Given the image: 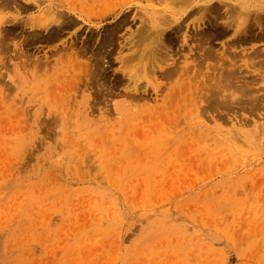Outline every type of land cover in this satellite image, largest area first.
Instances as JSON below:
<instances>
[{
	"label": "rangeland",
	"instance_id": "obj_1",
	"mask_svg": "<svg viewBox=\"0 0 264 264\" xmlns=\"http://www.w3.org/2000/svg\"><path fill=\"white\" fill-rule=\"evenodd\" d=\"M58 1L52 0L56 5ZM72 1L76 6L82 2ZM115 1L88 0L87 10L84 5L81 8L91 18L77 19L72 14L77 23L62 41H45V36L36 41L28 29L22 39L21 35L3 38L11 49L5 50L7 56L4 49L0 52V264H264V109L252 115L238 109L237 116L224 114V120L210 111L198 115L194 108L202 105L197 107V102L201 104L217 83L213 79L218 71L213 72V67L218 62L206 60L200 65V60L191 58L195 54L189 55L191 46H196L193 42L189 48L180 47L178 40L170 45L180 72L185 64L189 71L191 63V81L181 79L180 74L176 81L164 79L158 71L155 79L150 77L152 82L145 75L147 82L139 78L131 83L127 74L134 72L135 63L121 66L130 54L128 36L140 24L137 16L151 2ZM189 1L186 6L195 11L219 3ZM223 8L221 5L219 12L213 13L217 21L212 13L205 18L225 21L220 15ZM106 11L109 14L99 17ZM37 12L17 14L15 9L2 8L0 18H4L2 23L9 18L8 28L17 18H29ZM193 13L187 20L192 30L201 12ZM261 26L255 31L264 29L263 20ZM1 33L0 39L5 34ZM233 33L212 43L218 57L240 54L239 65H243L241 60L258 50L264 59V39L231 47ZM105 35L110 37L104 39V45ZM61 45L68 49L65 58L70 57V61L63 59L66 67H56L55 53ZM3 46L0 50L6 48ZM75 48L84 49L79 52ZM15 49L27 51L33 60L51 61L55 79L40 82L35 88L28 83L32 86L23 88L17 78L23 59H13ZM102 49H107V55ZM33 60L29 61L32 65ZM224 65L217 66L218 70L228 67ZM193 83L198 86L194 88ZM136 84L143 88L137 89ZM199 86L208 88H203L206 93L201 89L205 93L202 97L198 96L202 92ZM101 87V91L96 90ZM160 87L167 88L162 92ZM256 88L264 90V81ZM138 95L144 99H130ZM193 97L197 100L190 101ZM166 106L170 111H165Z\"/></svg>",
	"mask_w": 264,
	"mask_h": 264
},
{
	"label": "bare ground",
	"instance_id": "obj_2",
	"mask_svg": "<svg viewBox=\"0 0 264 264\" xmlns=\"http://www.w3.org/2000/svg\"><path fill=\"white\" fill-rule=\"evenodd\" d=\"M25 3L22 4L20 1L17 2V0H0V9L2 8H10V9H15V11L17 12V14L19 13H23V12H29L31 10H35V11H38L37 15H33L29 18H17L18 20H15V21H12L11 23V26L8 27V28H5V24L7 23H10L9 21V18L7 20V18H5V22L2 23V20L4 18H0V33L3 32L5 33L4 36L1 37L0 39V47L2 45H4L3 47H6V44L3 41V38H5V40L9 39L10 37L14 36V35H21V39H22V36L24 33L28 32V30H30V33L29 35H31V37L33 39H35L36 41L38 39H41V36H45V37H42L43 40L47 41V40H61L65 37V34L68 33L67 31L72 28V25L76 24L77 23V20H75L74 18L77 17V19L79 17H84V18H87V16L89 18H91V14H85V12L82 10L83 8H81L83 5L85 6H88V4L85 5V3L88 1V0H81L82 2H80L77 6L76 4H74V1L70 0V1H58L57 2V5H56V2H52V0H24ZM45 1H48V3L46 4ZM103 1V0H102ZM106 1V0H104ZM115 1V0H114ZM119 1V0H118ZM126 1V0H125ZM124 1V2H125ZM148 1V0H147ZM189 0H150V5L148 6L147 10H143L142 9V12L141 13V16H137L139 17V21H140V24L138 26L137 24V29L133 32H129L130 33V36H128V38L130 39V44L129 45V49L127 51H130L129 55H127L124 59L123 56L122 59L124 60V63L125 62H128V64H123L121 65L122 67L123 66H126V65H129L130 64H134V66L136 67L134 69V72L130 73V74H127V76L129 77V81L131 80V83L132 81H134V83H137L139 82V78H145V81L147 79L146 76H149L148 79L150 80V77L154 78L155 79V76L159 75L162 76V78L164 79H169V80H172L174 79L175 77H177L179 74L180 78L181 79H184L187 78V80L191 81V77H189V74L188 72L190 71V69L192 68L191 67V63L189 65L190 69L189 71L185 69L186 66L188 65H184V67L182 68V71L180 72V68H179V64L177 65L174 61V56H173V50H172V47H170V45L174 42H176L177 40L180 41L179 43L180 44V47H184V46H187L189 45V43L192 42L195 43V48H192V46L194 47V44L191 46L190 48V53L189 51H187V53H189V55L193 52H195V54L193 55H190L191 58H194L195 59H198L200 60L198 63H203V61H206L208 62V60H212L213 62H210L209 63H213L214 64V60L216 62H218V64H215L214 67H213V72L214 71H218V75L214 76V79L213 80H216V85L213 84V86L209 89V91L207 92V90L205 91V89L203 88H207V87H201L200 86L198 87L199 90L203 89L202 92H200L201 94L198 96L202 97L204 94L205 96L204 97V101H202V103L206 106V107H203L204 105L200 102H197V103H194L195 105L197 104V107L202 105V107H198V108H194V110H196V113L198 115H200L202 112L206 114V112H213V113H216L218 114L219 116V120L222 119H226L227 117H223L225 115H235V114H238V109H241L243 111H248V113H251L254 114L255 112L259 111V110H263L264 109V94H261L260 92L264 91H260L258 88H256L257 84L259 83V81H264V59H263V53H260L257 51H254V52H251V53H248L247 58L246 56H242V57H245L246 60H241V62H243V65H239V55H237L236 53H233L234 55H237L236 56H233L232 58H229V57H222V56H219V57H222L221 61H223V63L221 62V65H219V57H218V54H217V51L215 52V48L212 43L218 38V37H227V33L231 32L233 30V39L231 40V43L233 44H230L231 47H234V46H239V45H243L244 43L246 44V42L248 41H260L261 39H264V29H261L259 32H256L255 29H260V28H263L261 26V23H262V20L264 21V0H217L219 3L218 4H212L210 6H206V7H202L200 9H197L196 8L194 9L192 6L188 7L186 6L187 2ZM206 2L208 0H205ZM211 1V0H210ZM210 1H208L210 3ZM215 1V0H212V2ZM51 2V3H49ZM116 2V1H115ZM190 2V1H189ZM188 2V4H189ZM63 3H67L66 6L65 4ZM87 3H90V2H87ZM93 3V2H92ZM106 3V2H105ZM104 3V4H105ZM108 3V2H107ZM197 3V2H196ZM199 3V2H198ZM197 3V4H198ZM208 3V4H209ZM217 3V2H216ZM60 4H63L64 6L61 7L59 6ZM91 4V3H90ZM101 4V3H99ZM136 4H138V2H136ZM196 4V5H197ZM102 5V4H101ZM106 5V4H105ZM104 5V6H105ZM113 5V4H111ZM142 5V4H141ZM204 5V3L202 4ZM207 5V4H206ZM221 5L222 7H224L223 9H225L223 11V13L220 12V15L223 14V16L226 18H224L225 21H222V22H215L217 21V17H215L216 15V12H219V9H221ZM83 6V7H84ZM94 6H95V3H94ZM100 6V5H99ZM144 6V5H143ZM198 6V5H197ZM201 6V5H200ZM80 7V8H79ZM101 7V6H100ZM103 7V6H102ZM109 7V6H108ZM111 7V6H110ZM109 7V9H110ZM106 8V7H105ZM198 8V7H197ZM90 9V8H89ZM88 9V10H89ZM102 9V8H101ZM108 9V11H109ZM84 10H87L84 9ZM92 10V9H91ZM78 11V12H77ZM103 11V9L101 10ZM111 11V10H110ZM139 11V10H138ZM88 12V11H87ZM90 12V11H89ZM114 10H113V15H114ZM122 12V11H121ZM193 12H201L200 13V16L198 15L197 17L193 16L196 19V22H193V24H196L197 26H195L192 30V28H190V24L189 22H187V20L189 18H191V16L194 14ZM215 12V15L213 14ZM96 13V12H95ZM116 13V12H115ZM208 13H212V15H214L215 17V21H214V17H212V21H210V19L208 20L207 18H205L206 14L209 15ZM74 14L76 17H72L71 15ZM107 14H109V12H103L100 14L99 16V13H98V16L101 17V16H106ZM127 14V13H126ZM129 14V13H128ZM218 14V13H217ZM94 15V14H93ZM120 15V14H119ZM118 15V16H119ZM219 15V16H220ZM135 16V17H136ZM113 17V16H112ZM117 17V16H116ZM124 17V16H123ZM220 17H218L219 19ZM16 19V18H15ZM79 19H83V18H79ZM96 19V18H95ZM124 19V18H123ZM134 20V19H133ZM132 20V21H133ZM191 20V19H190ZM207 20L209 23H207ZM4 21V20H3ZM124 21V20H123ZM122 21V22H123ZM214 21V22H213ZM134 22V21H133ZM137 22V20H136ZM127 23V22H126ZM131 23V22H130ZM135 23V22H134ZM124 24V23H123ZM192 26V25H191ZM99 27V26H98ZM28 29V30H27ZM190 29L193 31V32H190ZM258 29V30H259ZM107 31V30H106ZM94 32V31H93ZM98 32V31H97ZM70 33V32H69ZM102 33V31H101ZM2 34V33H1ZM28 34V33H26ZM44 34V35H43ZM67 35V34H66ZM75 35V34H74ZM79 35V34H78ZM129 35V34H128ZM1 36V35H0ZM230 36V35H229ZM74 37V36H73ZM106 35L105 37L103 38L106 39ZM110 37V36H108ZM107 37V39H108ZM16 38V37H15ZM91 38V37H90ZM70 39V38H69ZM225 39V38H224ZM79 40V39H78ZM103 40L101 41L103 43ZM113 41V39H111ZM110 40V41H111ZM118 40V39H117ZM40 41V40H39ZM62 41V40H61ZM95 41V40H94ZM108 41V42H110ZM218 41V40H217ZM220 41V40H219ZM8 42V41H7ZM23 42L22 44L23 45H26L24 44V40L21 41ZM42 42V40H41ZM44 42V41H43ZM100 42V41H99ZM105 43H103L104 45L107 43V41L104 40ZM224 42V41H223ZM19 43V42H18ZM17 43V44H18ZM37 43V42H35ZM68 43V42H67ZM73 43V42H72ZM80 43V42H79ZM125 43V42H124ZM221 43V42H220ZM249 43V42H248ZM252 43V42H251ZM2 44V45H1ZM66 44V42H65ZM110 44V43H109ZM126 44V45H127ZM229 44V43H228ZM21 44L19 43V46ZM34 45V44H33ZM72 45V44H71ZM102 45V44H101ZM108 45V44H107ZM124 44H122L123 46ZM225 45V44H224ZM9 44H7V49L6 48H2L0 50V52H2V50L4 51L3 53L6 54V51H10L9 49ZM17 46V45H16ZM67 46V45H66ZM69 46V45H68ZM67 46V48H68ZM76 46V44L74 45ZM74 46L72 48V50L74 49ZM103 46V45H102ZM18 47V46H17ZM16 47V48H17ZM21 47V46H20ZM23 48L25 46H22ZM21 47V48H22ZM62 45H61V48L59 47V49H57L56 51V55H58V60L56 61L57 66L58 65H63L66 61L64 60H69L70 61V57L69 58H65L66 54L68 53V49L65 50V49H62ZM125 47V46H124ZM229 47V46H228ZM20 48V49H21ZM26 48V47H25ZM100 48V47H99ZM105 48V47H104ZM126 48V47H125ZM189 48V47H188ZM19 49V50H20ZM70 49H71V46H70ZM69 49V51H70ZM76 49V48H75ZM78 49V48H77ZM76 49V50H77ZM84 49V48H83ZM83 49L81 50H77V51H83ZM124 49V48H123ZM121 48V50H123ZM6 50V51H5ZM16 50V49H15ZM25 50V49H23ZM104 50V49H102ZM101 50V51H102ZM189 50V49H188ZM232 50V49H231ZM7 51V52H8ZM55 51V50H54ZM86 51V50H84ZM92 51V50H91ZM105 51V50H104ZM103 51V52H104ZM119 51V50H118ZM124 51H126V49H124ZM17 52V50H16ZM15 52V54H16ZM102 52V53H103ZM108 52L107 49L105 51V53ZM119 52H123V51H119ZM220 52V51H219ZM227 54L229 53V48L228 50L225 51ZM232 52V51H231ZM51 53V52H50ZM110 53V52H109ZM125 53V52H123ZM179 53V51H178ZM99 54V53H98ZM104 54V53H103ZM102 54V55H103ZM120 54V53H119ZM186 54V53H185ZM223 54V53H221ZM226 54V55H227ZM52 55V54H51ZM70 55V54H69ZM68 55V56H69ZM101 55V56H102ZM107 55V53H106ZM111 55V54H110ZM121 55V54H120ZM187 55V54H186ZM3 56V55H1ZM7 56V54H6ZM16 56V57H15ZM13 55V59L17 58V59H23V61H20L22 64L20 66H22V69L20 71L22 72H19L17 71L18 73V77L20 79V85L22 84V87L23 88H27V86H32V85H29L28 83H33L35 85H33L32 88H35L36 85H39L41 84L40 82H44L46 83L47 81H49L51 78L52 80L55 79L52 75H51V68L50 66L52 65V63H50L48 60L44 61L43 59H35L33 60L34 58H32V55H30V53H28L27 51H22L21 52H17L16 55ZM67 56V57H68ZM74 57H76V55H73ZM100 56V54H99ZM118 56V54H117ZM181 56V55H180ZM179 56V57H180ZM228 56V55H227ZM262 56V57H261ZM11 57V55H10ZM88 57V56H87ZM92 57V56H91ZM259 60H257V58H259ZM37 58V57H36ZM65 58V59H64ZM77 58V57H76ZM75 58V59H76ZM103 58V57H102ZM119 58V57H118ZM188 59V57H186ZM240 58H241V55H240ZM262 58V59H261ZM15 59V60H17ZM64 59V60H63ZM244 59V58H243ZM10 60V59H9ZM14 60V61H15ZM33 60V65L29 63V61L31 62ZM185 60V58H184ZM11 61V60H10ZM55 61V60H54ZM53 61V62H54ZM76 61V60H75ZM188 61V60H187ZM191 61V60H190ZM189 61V62H190ZM13 62V61H12ZM59 62H61L62 64H59ZM73 62V61H71ZM84 62V61H83ZM91 62V61H90ZM8 63V62H7ZM32 63V62H31ZM69 63V62H68ZM186 63V62H185ZM197 63V61L195 62ZM197 63V64H198ZM205 63V62H204ZM4 64V63H3ZM28 64H30V67L32 66V68L30 69V67L28 68ZM75 64V63H73ZM90 64V63H89ZM206 64V63H205ZM208 64V65H210ZM210 65V66H213ZM224 64H227L228 67L226 69H221L218 70V67L217 66H220V67H223L225 66ZM5 65V64H4ZM7 65V64H6ZM5 65V66H6ZM72 65V64H70ZM101 64H99L98 66L100 67ZM164 65V67L162 66ZM223 65V66H222ZM226 65V66H227ZM64 66L66 67L67 66V63L66 65L64 64ZM64 66L62 67L63 69ZM82 66V65H81ZM91 65H89L90 67ZM97 66V65H96ZM95 66V67H96ZM194 66V65H192ZM196 66V65H195ZM199 66V65H198ZM197 66V67H198ZM208 66V67H210ZM80 67V66H79ZM88 67L89 71L90 68ZM94 67V66H93ZM92 67V68H93ZM207 67V68H208ZM10 68V67H9ZM53 69V68H52ZM55 69V68H54ZM73 69H75L73 67ZM86 70L87 69V66L85 67ZM122 69V68H121ZM185 69V71H184ZM8 70V68H7ZM193 70V69H192ZM191 70V71H192ZM252 72V73H255V75H252V76H248L246 72ZM54 71V70H53ZM62 70L60 71H57L59 72L58 74H60ZM97 71V70H96ZM159 71V73H158ZM194 71V70H193ZM192 71V72H193ZM88 72V71H87ZM94 72V71H93ZM127 72V71H126ZM15 73V74H17ZM89 73V72H88ZM92 73V72H91ZM98 73V72H96ZM158 73V74H157ZM194 74L195 73H198V72H193ZM202 73V72H201ZM56 74V73H55ZM84 74V73H83ZM94 74V73H92ZM149 74V75H148ZM57 75V74H56ZM100 75V74H99ZM146 75V76H145ZM191 75V74H190ZM52 76V77H51ZM55 76V75H54ZM197 76V75H196ZM202 76V75H201ZM80 77V76H79ZM91 77V76H90ZM93 77V76H92ZM95 77V76H94ZM97 77V76H96ZM101 77V76H100ZM159 77V76H158ZM194 77V76H193ZM202 77H205V76H202ZM208 77V76H207ZM210 77V76H209ZM208 77V78H209ZM5 78V77H4ZM16 78V77H15ZM14 78V79H15ZM78 78V77H77ZM99 78V77H98ZM86 79V78H85ZM147 79V80H148ZM157 79V78H156ZM203 79V78H202ZM7 80V78H6ZM11 80V77L9 79V81ZM18 80V79H17ZM51 80V81H52ZM83 80V79H82ZM95 80V79H93ZM97 80V78H96ZM95 80V81H96ZM141 80H144V79H141ZM158 80H160L158 78ZM207 80V79H205ZM204 80V81H205ZM211 80V78H210ZM12 81V80H11ZM55 81V80H54ZM85 81V80H84ZM99 81V80H98ZM151 81V80H150ZM174 81H176L174 79ZM198 81V79L196 80ZM201 81V80H200ZM94 82V81H93ZM147 82V81H146ZM149 82V81H148ZM152 82V81H151ZM150 82V84H151ZM207 82V81H206ZM205 82V83H206ZM104 83V82H103ZM130 83V82H129ZM133 83V84H134ZM154 83H156V80L154 81ZM158 83V82H157ZM188 85H189V82H187ZM212 82H210L211 84ZM214 83V81H213ZM94 84V83H93ZM139 84V83H138ZM138 84L134 85V86H137ZM149 84V83H148ZM149 84V85H150ZM192 84V83H191ZM194 84V83H193ZM200 84V83H199ZM208 84V82H207ZM206 84V85H207ZM209 84V85H210ZM87 85V84H86ZM98 85V84H97ZM127 85V84H126ZM129 85V84H128ZM140 85V84H139ZM137 87L138 88H143L141 86ZM145 85V84H143ZM157 85V84H156ZM165 85V84H164ZM185 85V84H184ZM205 84H203L202 86H204ZM209 85H208V88H209ZM212 85V84H211ZM151 86V85H150ZM149 86V87H150ZM191 86H198V85H191ZM95 87V86H93ZM104 88V86H102ZM102 87L101 88H95L96 90L100 89V91L102 90ZM147 87V86H146ZM182 87V86H181ZM184 87V86H183ZM187 87V86H186ZM153 88V86H152ZM156 88V87H155ZM161 88V87H160ZM163 88V86H162ZM161 88V89H162ZM167 88V87H166ZM166 88L163 90L162 89V92L166 90ZM189 88V87H188ZM186 88V89H188ZM193 88V87H192ZM193 88V89H194ZM197 88V89H198ZM207 88V89H208ZM157 89V88H156ZM155 89V91H156ZM23 90H26V89H23ZM30 90V89H27V91ZM105 90V89H104ZM182 90V88H181ZM196 90V89H195ZM193 90V93L194 91ZM110 91V90H109ZM139 91V90H138ZM97 92V91H96ZM99 92V91H98ZM99 95H101L100 93H98ZM103 92V91H102ZM157 92V91H156ZM172 92V91H171ZM175 92V91H174ZM199 92V91H198ZM95 93V92H94ZM111 91L109 92V95H110ZM190 93V92H189ZM192 93V92H191ZM96 94V95H97ZM170 94V93H169ZM180 94V93H179ZM93 95V94H92ZM107 95V93H106ZM176 95V94H175ZM191 95V94H190ZM193 95V94H192ZM197 94L195 93L194 94V97H196ZM95 96V95H94ZM103 96V95H102ZM105 96V95H104ZM127 96V95H125ZM139 96V95H138ZM138 96H135L136 99L132 96H131V100H143L144 98H140ZM180 96V95H179ZM108 97V96H107ZM137 97L139 99H137ZM175 97V96H174ZM188 97V96H187ZM186 97V98H187ZM192 98V100L190 99V101H194L193 99H196V98ZM200 97H197V98H200ZM101 98V96L99 97ZM103 98V97H102ZM148 98V97H147ZM190 98V97H189ZM98 99V98H96ZM106 99V97L104 98ZM100 100V99H99ZM130 100V101H131ZM148 100V99H147ZM166 100V99H165ZM189 100V99H188ZM197 100V99H196ZM195 100V101H196ZM98 101V100H97ZM96 101V102H97ZM104 101V100H103ZM106 101V100H105ZM186 101V100H185ZM95 102V103H96ZM168 101H165V103L167 104ZM174 102V101H173ZM187 102V101H186ZM101 103V102H99ZM105 103V102H104ZM137 102H135L136 104ZM158 103V102H157ZM191 103V102H190ZM140 104V103H139ZM172 104V103H170ZM187 104V103H185ZM194 104H192L194 107H196ZM183 105V104H182ZM137 106V105H136ZM188 106V104H187ZM191 106V104H190ZM94 107V106H93ZM144 107V106H143ZM165 107V106H164ZM168 106H166L167 108ZM192 107V106H191ZM140 108V107H139ZM156 108V107H155ZM160 108V107H159ZM171 108V107H170ZM169 108V109H170ZM174 108V107H173ZM93 109V108H92ZM102 109V108H101ZM128 109V108H127ZM127 109L124 110L125 113L127 112ZM134 109V108H133ZM168 109V108H167ZM165 110L166 112L167 111H170L169 109L168 110ZM192 109V108H191ZM94 110H95V107H94ZM130 110V109H129ZM156 110V109H155ZM158 110V109H157ZM164 111V109H162ZM161 110V111H162ZM159 111V110H158ZM133 112V111H132ZM189 112V111H188ZM102 113V112H101ZM175 113V112H174ZM181 113V112H180ZM202 113V114H203ZM158 114V112H157ZM172 114V112H171ZM203 114V115H205ZM225 114V115H224ZM126 115V114H125ZM146 115V114H145ZM165 115H168L165 114ZM176 115V114H175ZM222 115V116H221ZM242 115V114H241ZM258 114H256V117H257ZM260 115H263V114H260ZM73 116V115H72ZM158 116V115H157ZM179 116V115H178ZM192 116V115H191ZM202 116V115H201ZM217 116V115H215ZM237 116V115H235ZM239 116V115H238ZM144 117V116H143ZM159 117V116H158ZM182 117V115H181ZM195 116H193L192 118H194ZM198 117V116H197ZM140 118V117H139ZM170 118V117H169ZM209 118H212V117H208ZM239 118V117H238ZM64 119V118H63ZM143 119V118H142ZM146 119V118H145ZM157 119V118H156ZM161 119V118H160ZM164 119V117L162 118ZM182 119V118H181ZM191 119V118H190ZM199 119V118H198ZM207 119V120H208ZM213 121L217 122L218 120H215L216 118L213 116ZM237 119V117H236ZM240 119V118H239ZM167 120V118H166ZM202 120V119H201ZM206 120V121H207ZM241 120V119H240ZM249 120H251L249 118ZM212 121V120H210ZM234 121V120H233ZM236 121V120H235ZM242 121V120H241ZM253 120H251L250 122H252ZM62 122V121H61ZM158 122V121H157ZM170 122V121H168ZM204 122V121H203ZM208 122V121H207ZM248 122V120H247ZM59 123V122H58ZM159 123V122H158ZM206 123V122H205ZM239 124V122H237ZM246 123V121H245ZM171 124V123H170ZM209 124V123H208ZM247 124V123H246ZM250 124V123H249ZM67 125V123H66ZM160 125V124H158ZM157 125V126H158ZM229 125V124H228ZM244 125V124H242ZM248 125V124H247ZM173 126V125H172ZM245 126V125H244ZM152 127V126H151ZM159 127V126H158ZM161 127V125H160ZM208 127V125H207ZM243 127V126H242ZM155 128V127H154ZM175 128V126H174ZM173 128V129H174ZM209 128V127H208ZM157 129V128H156ZM160 129V128H159ZM158 129V131H159ZM183 129V128H182ZM188 129V128H187ZM211 129V127H210ZM216 130V128H214ZM48 130V129H47ZM151 130V129H150ZM189 130V129H188ZM213 131V129H211ZM152 131V130H151ZM181 131V130H180ZM264 131V130H263ZM161 132V131H160ZM194 132V131H193ZM215 132V131H214ZM205 133V132H204ZM213 133V132H212ZM235 133V132H234ZM154 134V133H152ZM161 134V133H160ZM159 134V135H160ZM164 134V133H163ZM161 134V135H163ZM170 134V133H169ZM217 134V133H216ZM251 134V133H250ZM158 135V134H157ZM174 135V134H173ZM196 135H197V132H196ZM208 135V134H207ZM210 135V133H209ZM234 135V134H233ZM258 135V134H257ZM202 136V134H201ZM237 136V134H236ZM236 136H235V139H236ZM253 136V135H251ZM260 136V135H259ZM264 136V135H263ZM263 136H262V139H263ZM156 137V136H155ZM161 137V136H160ZM173 137V136H172ZM191 137H192V133H191ZM255 137V136H254ZM253 137V138H254ZM258 137V136H257ZM261 137V136H260ZM159 138V137H158ZM205 138V137H204ZM231 138V137H230ZM259 138V137H258ZM164 139V138H163ZM215 139V138H214ZM229 139V138H228ZM204 140V139H203ZM237 140V139H236ZM240 140V139H238ZM156 141V140H155ZM262 141V140H261ZM217 142V141H216ZM224 142V141H223ZM227 142V141H226ZM240 142V141H238ZM238 142H236L238 144ZM258 141H255V143H257ZM161 143V142H160ZM220 143V142H219ZM228 143V142H227ZM242 143V142H240ZM262 143V142H261ZM260 143V144H261ZM264 143V142H263ZM217 144V143H216ZM231 144L233 145V142H231ZM245 144V143H244ZM236 146V145H235ZM246 146V145H245ZM229 147V146H228ZM240 147V146H239ZM238 147V148H239ZM236 148V147H235ZM232 149V148H231ZM240 149V148H239ZM237 150V148H236Z\"/></svg>",
	"mask_w": 264,
	"mask_h": 264
}]
</instances>
